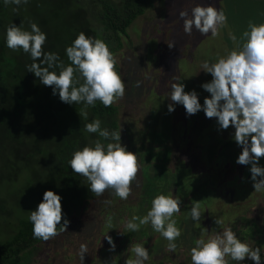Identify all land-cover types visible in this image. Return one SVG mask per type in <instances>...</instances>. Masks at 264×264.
<instances>
[{"label":"rangeland","instance_id":"374dc122","mask_svg":"<svg viewBox=\"0 0 264 264\" xmlns=\"http://www.w3.org/2000/svg\"><path fill=\"white\" fill-rule=\"evenodd\" d=\"M114 1L121 7L126 4L125 0ZM47 3L49 7L54 5L50 1ZM29 4L30 0L27 4L8 5L11 12L13 8ZM85 4L91 27L100 28V7L94 9L92 0L57 1L60 14H69L65 22L70 30L66 35L68 46L81 31H85L84 8L81 7ZM197 4L215 6L225 12L227 24L219 29L218 35L201 34L195 28L191 35L185 33L179 14L190 12ZM37 14L34 8L20 13L14 10L10 15L12 18H1L0 34L4 30L6 33L12 24L30 30L31 22L43 31ZM20 17H24V21L18 23ZM249 21L264 23V0L148 1L145 13L134 20L127 35L122 36L121 48L114 52L116 70L125 81V95L113 103L117 111L111 119L118 122L121 143L137 154L139 164L131 193L122 200L113 189H106L102 195L93 194L79 203L72 209L73 216L69 218L66 230L38 243L30 251L28 264H126L128 259L135 258L131 246L136 243L145 244L149 250L150 258L145 264H192L191 248L195 241L207 239L226 227H231L251 247H261L264 251V190L255 191L251 165L236 162L242 147L233 139L235 129L231 126L227 130L221 129L216 118H207L203 110L187 116L184 106L175 104V110L169 111V105L174 103L170 99L171 84L175 82L184 83L186 92L195 89L203 105L204 98L210 97V93L201 85L210 82L212 75L201 70L202 64L204 61L215 62L237 48ZM233 36L237 39L233 40ZM43 49L58 53L66 66L70 63L53 37L46 40ZM5 61L13 68H21L22 75L30 82L38 78L28 71L27 66L33 61L22 49H10ZM52 70L59 72V68ZM38 85L43 86L41 82ZM65 104L58 94L53 95L52 88L30 97L13 123L14 146L0 128V245L18 233L22 219L29 218L40 203V194L54 190L53 181L47 183V167L58 168L54 158L59 150L56 151L49 142L52 134L57 132H60L64 146L69 144V139L61 131L60 122L52 128L49 122L56 118L54 113L63 116L60 109ZM83 111L87 112L86 118ZM81 114L84 119L69 122L72 127L70 139L83 133L88 140L85 146L94 145L97 140L105 144L112 142L85 130L87 123L100 119L101 128L112 132L109 120L91 115L88 106ZM229 141H234L235 145L228 146ZM31 146L38 150L34 152ZM8 149L13 153L6 155ZM16 154L24 155L27 162L18 160ZM6 160L16 163L20 174L15 178V166L8 169ZM29 160L32 163L29 164ZM259 165L264 166V157L260 158ZM33 168L40 171V182L31 174ZM226 187L229 188L227 192ZM161 193L181 200V212L174 216L181 228L175 252L168 250V241L155 232L150 223L141 225L136 232L125 228L126 221L133 216H145L152 199ZM197 201L203 204V214L199 221H194L191 208ZM216 220L223 223L218 225ZM255 235L258 241H250ZM108 236L114 240L115 250H112ZM81 245L87 246L83 259Z\"/></svg>","mask_w":264,"mask_h":264},{"label":"clouds","instance_id":"9594fccd","mask_svg":"<svg viewBox=\"0 0 264 264\" xmlns=\"http://www.w3.org/2000/svg\"><path fill=\"white\" fill-rule=\"evenodd\" d=\"M8 4H27L28 0H3ZM180 18L186 34L191 35L193 28L201 34L211 32L219 34V29L227 24V16L215 6L197 4L189 11H181ZM233 40L237 37L233 36ZM241 43L226 56L215 62L204 61L201 70L212 75L210 82L201 87L210 93L200 103L195 89L186 92L182 82L171 84L169 111L175 110V104L183 105L186 115L191 116L203 110L207 118H216L221 129H235L233 139L242 147L237 163L251 165V179L255 191L264 190V166L259 160L264 157V23L249 21L242 33ZM47 34L35 22L30 23V30L12 24L6 29V46L13 50H23L30 54L32 63L27 66L29 72L40 79L46 86H51L53 95H59L67 104L84 103L94 106L100 101L105 107L122 99L125 95V81L116 70V59L108 44L101 39L86 35L81 31L65 51L70 63L66 66L58 53L45 52L43 46ZM59 68V72L52 69ZM83 80V83H81ZM82 114L86 117L87 112ZM89 133H98L107 144L97 140L94 145H86L76 150L69 160L74 173L87 178L90 191L97 196L106 189H113L122 200L131 193V184L139 172L137 154L129 151L121 143L119 131L109 132L101 128V120L95 119L85 125ZM62 197L53 190H46L36 210L31 211L34 238L48 241L65 231L69 220L62 212ZM181 200L172 195L158 194L151 202V207L143 217L133 216L125 223V228L136 232L141 225L151 224L152 229L168 241L167 248L175 252L181 228L174 216L181 212ZM199 202L191 208V218H201ZM222 224V220H216ZM59 226V227H58ZM121 234H124L121 232ZM112 250L115 242L107 237ZM87 252V246L81 245V258ZM134 259L126 264H145L150 258L145 244L131 246ZM253 264H264V251L261 247H251L238 237L231 227L207 239H197L191 248L192 264H229L236 261L242 264L245 259Z\"/></svg>","mask_w":264,"mask_h":264},{"label":"trees","instance_id":"16d2710c","mask_svg":"<svg viewBox=\"0 0 264 264\" xmlns=\"http://www.w3.org/2000/svg\"><path fill=\"white\" fill-rule=\"evenodd\" d=\"M47 1L54 3V5L49 7ZM57 1L58 0H30L29 6H20L13 9L18 11V13L23 12L24 10H29L30 8L36 9L38 11L37 17L42 23L43 31L47 34V39H51L53 37L55 40H57L60 52L66 55L65 49L68 46L66 43V35L68 32H70V30L66 27L65 22L67 21V18L69 19V14L67 16L60 14L61 12L58 11V7H56ZM125 1L126 4L121 7V5L114 0H92L94 9L98 6L100 7L98 16L102 26L96 29L91 27L90 20L86 18L85 6L87 4L81 6L84 8V17L82 18L84 20V33L88 36L104 40L108 44L109 49L113 54L115 51L121 48L122 36L127 35L128 29L134 20L138 16L145 13L149 0ZM14 10L10 12L9 5H5L3 0H0V22L2 20L1 18L6 16L10 17V15L12 16ZM21 21H24V17H20L17 20L18 23ZM80 21L81 20H78V22ZM4 35H6L5 30L0 34V128L3 129L6 138L9 139L8 141L12 144V146H14L13 142L15 134L13 123L15 122L17 115L20 114L21 110L25 108L26 101L39 92L45 93L47 89L52 87L46 86L43 83L42 84L44 88L43 86H39V78H34L32 80L34 85L31 86L32 82H30V79L27 76L22 75L21 68H13L5 61V58L10 55V49L6 46L5 39L3 38ZM14 56L17 57L16 54ZM30 91L33 94H30ZM86 107L87 106H85L84 103H66L60 109V112L63 113V116H61V114L57 115L54 113L56 118L54 120H50L49 122L51 128L54 127L57 122H60L61 131L64 132L66 138L69 139V144L64 146L61 134L60 132H57L56 135L52 134L51 140L49 142L50 145L56 149V151L59 150V154L54 158V163L58 168L50 169V167H47L49 168L47 183H51L53 181V191L62 197V212L66 214V217H62L61 223H63L64 218L69 220V218L73 216L72 209L75 206L81 202H84L85 200L90 199V197L95 194L90 191V183L87 178L80 174L74 173L68 163L72 158L73 153L78 149H82L85 144L88 143V140H86V138L83 136V133L75 134L76 136L72 137L73 140L69 137V133L72 131V127L69 125V122H78L80 119L86 118H83L81 114V111ZM88 107L91 115L100 117L101 119L106 118L111 122L109 124L111 129L114 131L119 130L118 122L115 119H111L113 116H115L114 114L117 111V107L114 104L110 107H105L100 101L97 100L94 106ZM32 140L35 142L37 139ZM227 145L234 146L235 142L229 141ZM6 148L7 147H5V149ZM30 148L33 149L34 152L35 150H38L36 147L33 148L31 146ZM11 153H13V151L8 149L6 155H10ZM16 155L18 156V160L21 159L27 162L24 159V155ZM28 162L29 164L32 163L30 160ZM6 165L8 166V169H12L11 165L15 166L16 172L13 174L14 178L20 174L19 170L17 172L18 168L16 163H13L11 160H6ZM31 174L34 175L35 178L40 182L42 177L40 176L41 173L39 170L33 168ZM228 189L229 188L226 187V192ZM35 192H33V194ZM43 194H40L38 197L39 202L42 201L40 198H43ZM199 205L201 210L203 204L200 202ZM19 226L20 229L18 233L15 234V236L5 240L0 245V264L27 263L30 260V251L35 248L38 243L44 242L42 239L34 238L32 233V223L29 218L22 219ZM63 232L64 231H59V235ZM245 264H253V262L247 260L245 261Z\"/></svg>","mask_w":264,"mask_h":264},{"label":"crops","instance_id":"0c3cea01","mask_svg":"<svg viewBox=\"0 0 264 264\" xmlns=\"http://www.w3.org/2000/svg\"><path fill=\"white\" fill-rule=\"evenodd\" d=\"M253 240H257V241H258V237H257V235H255L254 237H251V238H250V241H253ZM253 248H254V247H253ZM166 252H167V251H165L164 253H166ZM169 253H171V252L168 251L167 254H169ZM247 260H250V259H247V258H246L245 261H247ZM245 261L242 262V264H245ZM250 261H251V260H250ZM252 262H253V261H252ZM231 264H238V262L235 263V261H232Z\"/></svg>","mask_w":264,"mask_h":264}]
</instances>
